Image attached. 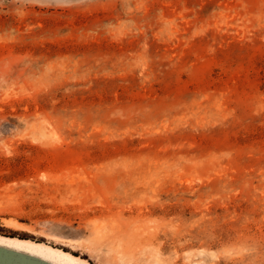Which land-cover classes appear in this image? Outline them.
I'll return each instance as SVG.
<instances>
[{
    "label": "rangeland",
    "instance_id": "obj_1",
    "mask_svg": "<svg viewBox=\"0 0 264 264\" xmlns=\"http://www.w3.org/2000/svg\"><path fill=\"white\" fill-rule=\"evenodd\" d=\"M0 235L264 264V0H0Z\"/></svg>",
    "mask_w": 264,
    "mask_h": 264
},
{
    "label": "bare ground",
    "instance_id": "obj_2",
    "mask_svg": "<svg viewBox=\"0 0 264 264\" xmlns=\"http://www.w3.org/2000/svg\"><path fill=\"white\" fill-rule=\"evenodd\" d=\"M0 242L41 254L60 264H92L90 261H87L69 251L28 238L0 235Z\"/></svg>",
    "mask_w": 264,
    "mask_h": 264
},
{
    "label": "water",
    "instance_id": "obj_3",
    "mask_svg": "<svg viewBox=\"0 0 264 264\" xmlns=\"http://www.w3.org/2000/svg\"><path fill=\"white\" fill-rule=\"evenodd\" d=\"M0 264H60L46 256L0 242Z\"/></svg>",
    "mask_w": 264,
    "mask_h": 264
}]
</instances>
